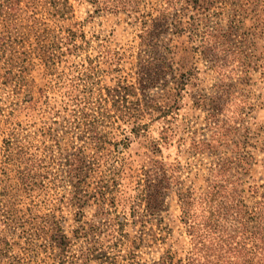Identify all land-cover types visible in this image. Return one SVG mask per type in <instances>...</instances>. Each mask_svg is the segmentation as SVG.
<instances>
[{
	"label": "rangeland",
	"instance_id": "obj_1",
	"mask_svg": "<svg viewBox=\"0 0 264 264\" xmlns=\"http://www.w3.org/2000/svg\"><path fill=\"white\" fill-rule=\"evenodd\" d=\"M211 181L207 263L182 203ZM243 260L264 264V0H0V264Z\"/></svg>",
	"mask_w": 264,
	"mask_h": 264
},
{
	"label": "trees",
	"instance_id": "obj_2",
	"mask_svg": "<svg viewBox=\"0 0 264 264\" xmlns=\"http://www.w3.org/2000/svg\"><path fill=\"white\" fill-rule=\"evenodd\" d=\"M208 28L209 27H207L205 32L201 34V47L203 48V50L205 48L204 44L207 41L208 35L209 33H211V31ZM145 44L146 47L151 46V44L146 43V41ZM210 66H211L210 68H212L213 71L217 72V77H219V75L221 74L220 71H218L219 65L211 63ZM231 71H233V69H231ZM244 71L245 70H243V72ZM215 85L221 87L219 82H217ZM226 161H229V159H227ZM224 189H225L224 185L220 184L219 181H211L210 188L208 189L207 192L202 193L198 196H194L193 201H186L182 203V207L184 209L186 205H191V203H195V202L202 207L200 219H193L196 220L193 221V224L186 222V226H187L186 230H187V234L191 238L190 240L194 247H197L199 243L203 245L205 241H208V239L211 241V244H216V247L214 249L217 252H211L206 255L207 263L212 262V260L210 259L211 256L217 257L218 260L224 259L226 256V251L224 246L225 244L229 243L228 241L229 236H227V231H226L227 226H225V224H227L228 221L229 212L228 210H226L227 203H224L223 201L224 192H225ZM240 203L247 210V212H249V209L251 210L250 206L247 203H245V201L241 200ZM251 212H253V209ZM195 227L202 229V233L196 232ZM240 264H248V261L243 260L241 261Z\"/></svg>",
	"mask_w": 264,
	"mask_h": 264
}]
</instances>
